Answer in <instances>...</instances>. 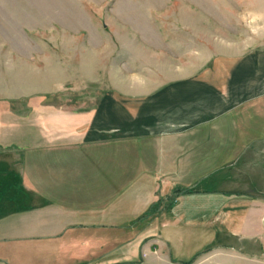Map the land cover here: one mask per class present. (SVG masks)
<instances>
[{
    "label": "rangeland",
    "instance_id": "1",
    "mask_svg": "<svg viewBox=\"0 0 264 264\" xmlns=\"http://www.w3.org/2000/svg\"><path fill=\"white\" fill-rule=\"evenodd\" d=\"M262 34L264 0H0V161L15 162L17 149L31 159L28 148L64 139L60 126L76 114H93L104 101L115 99L135 114L164 84L208 70L213 60L255 50ZM225 126L221 120L179 141L120 144L121 178L111 180L102 169L98 182L104 189L133 193V181L125 176L132 169L149 173L136 182V194L140 183L165 174L193 193L175 198L176 189L162 188L145 213L124 214L136 218L134 226L119 235L116 229L106 232L120 241L106 243L99 262L264 264V240L233 236L234 228L221 220L228 137L234 138ZM111 150L105 147L90 159L102 162ZM250 152L255 160L256 149ZM164 161L169 164L160 171ZM18 171L0 176L1 205L18 202L12 189L21 183L22 167ZM216 183L220 222L214 235L209 212L202 210L208 198L195 194Z\"/></svg>",
    "mask_w": 264,
    "mask_h": 264
},
{
    "label": "crops",
    "instance_id": "2",
    "mask_svg": "<svg viewBox=\"0 0 264 264\" xmlns=\"http://www.w3.org/2000/svg\"><path fill=\"white\" fill-rule=\"evenodd\" d=\"M260 36L261 46L255 50L213 60L208 70L164 84L135 114L115 99H110L111 104L104 101L93 114H76L74 122L59 125L65 131L64 139H49L28 148L31 159L17 149L15 162L0 161L2 177L19 172L18 167L23 170L18 188L12 183L18 202L0 204V264H103L99 259L105 244L120 241L106 238V232L116 229L119 235L121 228L134 226L136 218L124 214L139 210L142 215L162 188L166 192L179 189L169 174H158L153 183H140L143 187L136 194V182L149 173L135 174L132 169L125 176L133 181V193L131 189L117 193L114 187L104 189L98 182L104 178L102 169L111 180L121 178L120 144L179 141L202 129H213L221 120H225L226 132L234 135L228 137L232 149L223 177L226 199L220 208L224 211L221 220L226 228H234L229 232L233 236L264 240V34ZM105 147H112L108 152L112 157L93 162L90 157ZM254 149L257 157L250 161ZM161 164L160 171H164L169 161ZM217 188L216 183L195 194L208 198L202 210L209 212L214 235L220 222ZM180 202L179 198L176 208Z\"/></svg>",
    "mask_w": 264,
    "mask_h": 264
},
{
    "label": "trees",
    "instance_id": "3",
    "mask_svg": "<svg viewBox=\"0 0 264 264\" xmlns=\"http://www.w3.org/2000/svg\"><path fill=\"white\" fill-rule=\"evenodd\" d=\"M193 193V191H188V190H185V191H182V190H180V189H176L175 190V192H174V194H173V196L175 197V198H177V197H179V196H181V195H185V194H192ZM172 196V197H173ZM170 199L172 200L173 198H171L170 197ZM171 203H173V202H171ZM158 209L156 210H154L153 211V215L151 216V217H156L157 215H158Z\"/></svg>",
    "mask_w": 264,
    "mask_h": 264
}]
</instances>
